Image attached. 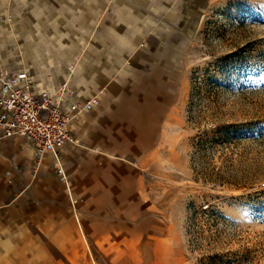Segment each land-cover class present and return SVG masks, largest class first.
<instances>
[{
    "label": "crops",
    "instance_id": "crops-1",
    "mask_svg": "<svg viewBox=\"0 0 264 264\" xmlns=\"http://www.w3.org/2000/svg\"><path fill=\"white\" fill-rule=\"evenodd\" d=\"M179 1L0 0V61L19 55L40 87L97 99L74 123L68 198L52 156L37 163L0 131V264L83 263L118 234L167 235L142 161L183 100V51L163 45Z\"/></svg>",
    "mask_w": 264,
    "mask_h": 264
},
{
    "label": "rangeland",
    "instance_id": "rangeland-1",
    "mask_svg": "<svg viewBox=\"0 0 264 264\" xmlns=\"http://www.w3.org/2000/svg\"><path fill=\"white\" fill-rule=\"evenodd\" d=\"M179 2L163 45L183 51V100L142 161L167 235L118 234L77 264H264V0Z\"/></svg>",
    "mask_w": 264,
    "mask_h": 264
},
{
    "label": "built area",
    "instance_id": "built-area-1",
    "mask_svg": "<svg viewBox=\"0 0 264 264\" xmlns=\"http://www.w3.org/2000/svg\"><path fill=\"white\" fill-rule=\"evenodd\" d=\"M14 50H16L14 48ZM97 99L85 93L40 87L15 55L11 62L0 61V131L1 138H19L22 148L35 152L37 163L50 155L58 164V173L66 183L64 198L70 197L69 181L64 175L70 163L66 155L80 145L74 123L94 114Z\"/></svg>",
    "mask_w": 264,
    "mask_h": 264
},
{
    "label": "trees",
    "instance_id": "trees-1",
    "mask_svg": "<svg viewBox=\"0 0 264 264\" xmlns=\"http://www.w3.org/2000/svg\"><path fill=\"white\" fill-rule=\"evenodd\" d=\"M218 131V130H217ZM217 133V132H215ZM199 141V145L204 144V139L200 138ZM216 214V212L214 213ZM218 235H215L212 240L213 242L215 241V239L217 238ZM225 255H223L222 253L219 252H207L206 254L202 255V257L199 259V264H222L224 262L226 263H230L232 261V259H227V261H225Z\"/></svg>",
    "mask_w": 264,
    "mask_h": 264
}]
</instances>
